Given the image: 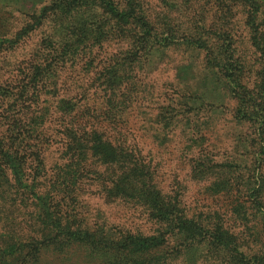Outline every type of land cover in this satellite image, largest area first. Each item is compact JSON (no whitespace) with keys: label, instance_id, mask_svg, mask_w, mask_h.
Listing matches in <instances>:
<instances>
[{"label":"trees","instance_id":"obj_1","mask_svg":"<svg viewBox=\"0 0 264 264\" xmlns=\"http://www.w3.org/2000/svg\"><path fill=\"white\" fill-rule=\"evenodd\" d=\"M46 1L44 19L51 16L60 23L49 36L51 62L34 67L29 80L34 87L78 51L100 48L109 40L124 41L127 46L120 58L99 71L98 90L106 95V103L113 104L128 71L152 62L150 50L203 53L204 64L218 74L226 95L235 100V123L249 130L236 145L235 159L220 165L231 171V179L211 182L206 189L212 195L232 194L229 220L237 229L247 230L253 222L264 235V0L212 2V7L221 6L224 17L241 16L247 35L243 50L231 21L180 20L198 0H164L162 14L154 16L139 0ZM58 109L70 114L74 104L60 100ZM104 113L95 125L88 117H83L84 122L78 117L64 128V161L50 178L42 173V152L27 140L28 134L37 132L38 122L24 126L16 121L9 124V134L0 133V264H181L182 260L184 264L188 260L264 264L263 241L254 252L246 237L226 225L218 212L188 216L176 196L163 193L136 151L104 135L103 121L118 122ZM202 160L194 159L192 173L202 174L198 167L207 173L216 167L211 159ZM30 165L34 176L27 173ZM87 179L96 182L105 201L141 208L153 232L92 225L78 216L77 191ZM19 212L24 216L19 218Z\"/></svg>","mask_w":264,"mask_h":264},{"label":"rangeland","instance_id":"obj_2","mask_svg":"<svg viewBox=\"0 0 264 264\" xmlns=\"http://www.w3.org/2000/svg\"><path fill=\"white\" fill-rule=\"evenodd\" d=\"M139 1L153 16L162 14L164 0ZM198 1L180 20L197 23L204 17H214L231 21L243 50L247 35L241 16L236 13L224 17L220 5L212 7L213 0ZM46 4V0H0V86L5 91L0 97V133L9 134V124L16 121L24 126L38 122L37 132L28 134L31 137L27 140L31 148L42 152V173L50 178L56 165L64 161V128L78 117L83 122V117H88L89 124L95 125L107 111L118 122L110 125L103 121L104 135L136 151L150 166L155 184L163 193L176 196L188 216L218 212L226 225L236 228L228 218L235 198L225 192L212 195L206 188L211 182L231 179V171L220 165L235 159L236 145L249 130L235 123V100L226 95L218 74L204 64L203 53L181 48L150 50L152 62L128 71L113 104L106 103V95L98 90L99 71L120 58L127 46L124 41L109 40L100 48L78 51L73 60L57 65L51 78L34 87L29 84L34 67L51 62L49 36L60 23L55 17L44 19ZM60 100H69L74 110L70 114L61 112ZM206 158L216 167L209 173L196 168L205 175L192 173L194 159L207 162ZM246 158L248 162L251 159ZM34 172L30 165L27 173L34 176ZM79 185L75 211L90 224L143 234L153 232L154 226L141 208L123 201H105L91 179ZM19 215L21 218L24 213ZM249 225L250 230L239 227L234 232H241L257 252L264 235L253 222ZM188 262L209 264L202 260Z\"/></svg>","mask_w":264,"mask_h":264}]
</instances>
